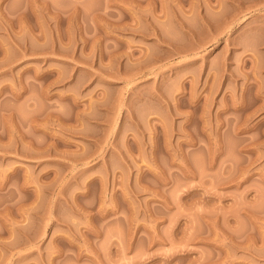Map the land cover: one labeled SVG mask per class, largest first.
Masks as SVG:
<instances>
[{
  "label": "rangeland",
  "instance_id": "374dc122",
  "mask_svg": "<svg viewBox=\"0 0 264 264\" xmlns=\"http://www.w3.org/2000/svg\"><path fill=\"white\" fill-rule=\"evenodd\" d=\"M0 264H264V0H0Z\"/></svg>",
  "mask_w": 264,
  "mask_h": 264
}]
</instances>
